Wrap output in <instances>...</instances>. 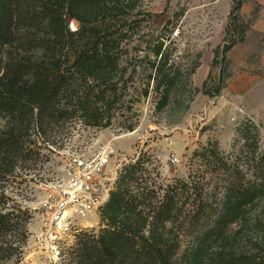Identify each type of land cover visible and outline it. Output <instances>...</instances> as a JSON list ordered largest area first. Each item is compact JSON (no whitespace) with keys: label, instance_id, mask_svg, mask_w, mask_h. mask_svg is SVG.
Listing matches in <instances>:
<instances>
[{"label":"trees","instance_id":"obj_1","mask_svg":"<svg viewBox=\"0 0 264 264\" xmlns=\"http://www.w3.org/2000/svg\"><path fill=\"white\" fill-rule=\"evenodd\" d=\"M234 3L236 19L242 2ZM147 17L141 0H0V177L39 156L33 130L39 137L73 121L107 129L122 109H133L127 76L137 59L130 43ZM164 46L151 50L149 78L159 111L179 84ZM149 95L150 85L138 102ZM238 133L241 148L228 156L216 145L195 154L209 170L215 202L198 178L179 180L161 194L144 158L123 169L100 211L99 233L80 238L72 264H264L261 132L248 122ZM6 206L0 194L6 210L0 213V264L16 256L18 247L8 239L30 221L27 212ZM187 227L198 232L193 248L182 253L179 233Z\"/></svg>","mask_w":264,"mask_h":264},{"label":"rangeland","instance_id":"obj_2","mask_svg":"<svg viewBox=\"0 0 264 264\" xmlns=\"http://www.w3.org/2000/svg\"><path fill=\"white\" fill-rule=\"evenodd\" d=\"M240 1L242 8L234 19V0H141V10L149 18L130 43L137 60L131 61L127 76V101L137 102L131 111L122 109L107 129L73 121L39 137L33 130L31 141L39 156L0 177L6 208L30 216L24 232L8 239L18 247L16 256L1 264H72L80 238L99 233L100 214L77 220L61 235L48 233L43 223L41 198L47 194L46 185L61 176L69 153L90 155L111 145L117 150L112 171L144 158L147 176L161 194L179 180L198 178L204 182V195L214 201L219 196L196 152L216 145L228 156L235 146L241 148L238 130L248 122L259 128L264 152V0ZM70 29L75 31L76 23ZM160 42L167 67L179 77L163 111L157 108L159 96L152 92L149 78L155 61L151 50ZM148 85L149 97L138 102ZM131 124L133 132L127 129ZM5 211L0 208V213ZM196 230L187 227L179 233L182 253L193 248Z\"/></svg>","mask_w":264,"mask_h":264},{"label":"built area","instance_id":"obj_3","mask_svg":"<svg viewBox=\"0 0 264 264\" xmlns=\"http://www.w3.org/2000/svg\"><path fill=\"white\" fill-rule=\"evenodd\" d=\"M116 156L117 150L111 145L90 155L68 154L61 176L46 185L47 194L41 198L48 233L64 234L77 220L100 214L123 170L112 171Z\"/></svg>","mask_w":264,"mask_h":264}]
</instances>
